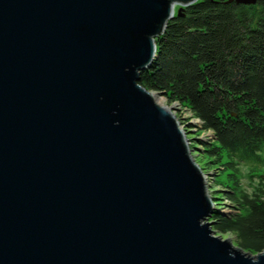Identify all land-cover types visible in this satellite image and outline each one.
<instances>
[{"label": "water", "instance_id": "95a60500", "mask_svg": "<svg viewBox=\"0 0 264 264\" xmlns=\"http://www.w3.org/2000/svg\"><path fill=\"white\" fill-rule=\"evenodd\" d=\"M197 1L0 0V264H264L206 221L235 209L139 83Z\"/></svg>", "mask_w": 264, "mask_h": 264}, {"label": "trees", "instance_id": "16d2710c", "mask_svg": "<svg viewBox=\"0 0 264 264\" xmlns=\"http://www.w3.org/2000/svg\"><path fill=\"white\" fill-rule=\"evenodd\" d=\"M144 88L186 106L212 140L195 138L226 174L213 208L214 231L236 246L264 249V0L253 5L198 0L170 18L155 38V55L139 74ZM245 170V171H244ZM245 180V181H244ZM221 204V203H216Z\"/></svg>", "mask_w": 264, "mask_h": 264}, {"label": "rangeland", "instance_id": "374dc122", "mask_svg": "<svg viewBox=\"0 0 264 264\" xmlns=\"http://www.w3.org/2000/svg\"><path fill=\"white\" fill-rule=\"evenodd\" d=\"M161 97H162V102L168 101L164 94L157 93V99ZM171 107L178 124L180 125L181 129L184 132L189 151L196 153V164L202 165L203 167L210 194H219L218 193L219 190L225 188L227 182L226 174L222 172V169L219 164L215 165L208 161V157L204 154V151L202 150V146L196 143L195 141V138H199L205 141L206 140L210 141L213 138L212 133L210 131L200 130L201 121L196 117H194L191 111L186 106L176 101V104H171ZM213 200L230 205L227 199L222 197V195H220V197L218 198H214ZM206 221L210 222L212 228L210 215L206 218ZM215 233L216 235L222 234L216 231ZM226 234H231V233H226ZM231 239L232 242L235 243V237L232 234H231Z\"/></svg>", "mask_w": 264, "mask_h": 264}, {"label": "bare ground", "instance_id": "6f19581e", "mask_svg": "<svg viewBox=\"0 0 264 264\" xmlns=\"http://www.w3.org/2000/svg\"><path fill=\"white\" fill-rule=\"evenodd\" d=\"M156 100H157V98H156Z\"/></svg>", "mask_w": 264, "mask_h": 264}]
</instances>
